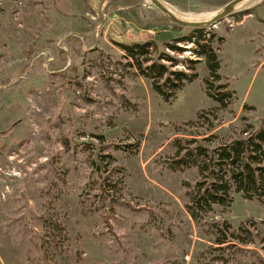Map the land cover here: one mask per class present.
Listing matches in <instances>:
<instances>
[{
  "label": "rangeland",
  "instance_id": "obj_1",
  "mask_svg": "<svg viewBox=\"0 0 264 264\" xmlns=\"http://www.w3.org/2000/svg\"><path fill=\"white\" fill-rule=\"evenodd\" d=\"M162 1L206 20L232 0ZM161 16L150 0H0V264H264V200L234 192L195 219L198 168L170 166L176 137L216 145L262 125L264 0L210 28L236 90L225 108L205 60L171 103L128 63L120 43L179 36L149 23ZM98 150L114 157L102 173Z\"/></svg>",
  "mask_w": 264,
  "mask_h": 264
},
{
  "label": "trees",
  "instance_id": "obj_2",
  "mask_svg": "<svg viewBox=\"0 0 264 264\" xmlns=\"http://www.w3.org/2000/svg\"><path fill=\"white\" fill-rule=\"evenodd\" d=\"M131 1V0H126ZM253 7H246L237 13H253ZM233 11L229 16L235 15ZM236 13V14H237ZM138 16V14H136ZM136 19V18H132ZM140 17L139 22L144 23ZM148 24V22H146ZM145 23V24H146ZM153 26L166 24L179 35L173 40L161 43L155 39L136 40L120 43L128 63L136 67V72L148 78L162 98L171 103L177 92L198 77L195 64L205 60L209 76L205 78L206 92L221 107H228L236 98V90L221 73L222 60L219 45L225 37L218 36L210 28L185 27L166 17L154 18ZM188 32L182 35V31ZM216 42L219 45H216ZM192 43L191 47L182 44ZM190 48L197 58L178 57ZM202 116V113H199ZM264 120L260 127L249 124L243 130L244 136L216 145L218 135L201 138L176 137L177 152L170 160L173 168L197 167L199 178L188 192L190 201L186 204L191 215L198 219L204 212L214 209L216 204L229 206L234 201L233 193H240L246 199L264 200ZM93 159L94 169L105 172L114 157L109 155L106 163L100 158V150ZM112 158V159H111ZM106 164V165H104ZM216 225L217 243L229 242L233 232L230 223ZM231 231V233H230ZM238 235H235L237 237Z\"/></svg>",
  "mask_w": 264,
  "mask_h": 264
},
{
  "label": "water",
  "instance_id": "obj_3",
  "mask_svg": "<svg viewBox=\"0 0 264 264\" xmlns=\"http://www.w3.org/2000/svg\"><path fill=\"white\" fill-rule=\"evenodd\" d=\"M161 13L168 18V20L183 25L185 27L194 28H212L216 27L222 20L226 19L237 7L247 0H232L228 4L224 5L218 12L212 17L206 20H190L177 15L173 12L162 0H150Z\"/></svg>",
  "mask_w": 264,
  "mask_h": 264
}]
</instances>
